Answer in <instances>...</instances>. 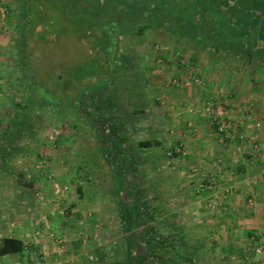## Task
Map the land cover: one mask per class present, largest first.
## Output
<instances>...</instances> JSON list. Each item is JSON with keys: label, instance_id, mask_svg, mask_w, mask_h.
<instances>
[{"label": "crops", "instance_id": "1", "mask_svg": "<svg viewBox=\"0 0 264 264\" xmlns=\"http://www.w3.org/2000/svg\"><path fill=\"white\" fill-rule=\"evenodd\" d=\"M6 30L0 18V101L10 89L5 65L12 38ZM159 31L164 33L161 35V48H157L160 54L156 53L154 45L142 43L149 67L151 103L148 112L153 125L161 122V127L171 137L170 146H167L157 135L153 136L162 141V146L158 147L164 150L162 156H173V151L177 153L172 157L175 158L173 165L170 166L169 162L168 166L163 164L161 174L165 178L166 189L174 182L180 190L183 185L184 198L191 196L186 207L191 210V216L183 214L184 219H180L178 213L172 211L173 207L156 195L147 205L149 222L158 221L167 229L176 228L174 236L184 237L185 242L189 229L181 225L186 224L195 232L193 241L206 242L200 241V246L191 243H186L183 248L180 246L179 264H264V124L258 134V153L249 146L250 135L256 131L254 122L262 118L264 123V64L211 59L200 53L193 41L187 43V37L183 38L185 41L180 38L181 35L185 37L184 31L180 30L179 36L167 30ZM230 64L242 67L241 73H238L242 74V81H239L242 84L238 82L223 87L224 81L233 80L235 76L221 71L222 67ZM193 74H197L200 83L186 84ZM175 79L179 81L178 85L173 83ZM210 98L216 105L224 103L232 118L244 119L242 129L247 134L246 140L223 139L216 132L202 111L204 102ZM249 112L257 118H249ZM131 150L116 148L113 156L115 164L120 166V180L127 181L128 191L131 192L129 197L126 195L125 202L122 199V204L131 202L132 198L136 202V195L133 194L137 186L132 187L130 183H135L137 170L142 167ZM146 170L149 176H153L159 169L148 166ZM201 184L204 188L199 190ZM153 186L151 183L149 188H145L147 195L165 191V188ZM122 187L119 188L125 191ZM249 198L254 199L253 206L248 205ZM12 204L11 211L17 209L19 212L16 217L9 216V205L0 206V223L6 224L2 237L22 239L26 248L21 255L4 258L1 264H172L167 254L149 263V249L145 252L147 258L143 259L136 244L132 248L122 247L120 232L117 238L109 239L111 243L102 242L103 234L90 225L88 217L92 211L95 215L102 213L99 202L82 200L63 204L56 200H35L31 205H25L24 201ZM59 207L64 208L65 215L59 214ZM155 207L162 211L154 215ZM21 208H27L28 213L24 215L25 211ZM119 215L121 218V212ZM16 218L18 221L25 220L26 224H15L13 220ZM73 223L74 226H71ZM120 224L121 219L119 228ZM170 224L172 228H169ZM203 226L205 229L202 231ZM52 234L55 235L53 238ZM248 246L250 250H247ZM257 247L263 248L262 253L253 251ZM207 249L210 250L206 252ZM169 254L174 258L173 253ZM202 256L207 258L201 260Z\"/></svg>", "mask_w": 264, "mask_h": 264}, {"label": "rangeland", "instance_id": "2", "mask_svg": "<svg viewBox=\"0 0 264 264\" xmlns=\"http://www.w3.org/2000/svg\"><path fill=\"white\" fill-rule=\"evenodd\" d=\"M21 1L22 0H0V6L8 11L3 22L7 27V33L10 32L12 38V45L6 52L7 62L5 65V73H7L6 75H9L10 79V89L6 90L7 92L5 93L7 95L2 101H0V110H2L3 114L1 117L0 128L7 122L12 102L17 101L27 103L30 95L35 93L33 89L34 87L31 88L27 84L28 82L25 80V76H30L35 84H41L43 87H46L47 90L52 91L51 87L55 86L54 80L57 76H62L63 69L68 73L67 77H69L70 80L76 78L77 75H84L85 70L87 73H90L88 72L90 69L94 70L92 62L95 61L94 58L96 57L98 40L96 37L92 36V31H90L86 20L93 18L94 14L98 17L97 21L99 22V26L98 28H93V30H96V36L98 35V37H101L103 35L101 29H99L101 24L107 26L109 21L107 22L106 20L114 17V12L109 9H98L93 11L94 13H88L87 11H89V9H86V7L80 8L77 0H32L31 20H23L21 19ZM92 2H94V4H113L112 0H95ZM78 12L82 14L86 13L84 16L85 19H83L82 16L80 17ZM151 22L158 23L155 17ZM165 23L167 24V22ZM190 24L186 23L183 27L182 31H184L185 37L181 35L180 38L182 40H184L183 38H186L187 33L192 31L193 26ZM174 27H176V23L170 24L168 28L171 29ZM161 35H164L162 31L154 30L153 32H148L143 35L141 38L137 35L135 37L129 36L128 39L124 37L123 40L125 39L128 42L129 40L138 41L139 38L141 41L143 40L144 43L149 42L151 45H154L153 47L156 50V53H158L159 50L157 48L158 46L161 48L162 45ZM186 42H190V37H188ZM137 48L140 53L144 54V47H142V45H137ZM21 51H23V53ZM22 61H25V65L20 66L19 63ZM79 64H82V67ZM25 66L27 67L26 69ZM241 70L242 67L237 64H230L224 66V68L222 67L221 71L231 72L235 75L232 78L233 80L225 79L226 81L223 82L222 86H233L239 81L241 82L242 74H238L241 73ZM240 82L239 85L242 84ZM71 83L73 84V82ZM43 93L46 96V100L52 101L53 95L45 92ZM34 95L38 99L37 94ZM33 107L34 109H30L29 112L36 115L37 118L39 116L42 117L46 128L42 131H38L37 135L35 134L36 137L33 136L34 138H37L36 141L30 136H25L21 143L24 152L8 159L5 166H0V206L9 205V216L16 217L19 214L17 209H12L11 211L10 207L13 205L12 203H15L16 201H24L25 205H28V203L31 205L35 200L53 201L58 199L61 203L63 202V204L67 201H95L102 205L103 210L100 215H95L94 211L90 212L88 214V217L91 219L89 222L94 229L98 230V233L103 234L101 237L103 239L102 242L105 244L111 243L109 239L117 238V234L120 232L122 235L121 246L125 247L128 238L134 240L137 239L138 236H144L147 229H156L161 232L165 238L170 236L171 241H174V244L177 243L176 247L181 246L182 248L186 243L188 245L191 243L192 245L200 246L201 240L193 241L195 232L186 224L181 225L182 228L189 229L185 242L183 239L184 237L181 238V236L178 235L174 236L176 228L174 230L167 229L166 226L161 225L158 221L155 223L149 222L150 211L147 205L148 202L152 200V197H155L156 195L158 199L166 200L168 204L173 207L172 211L178 213L180 219H184L183 214L191 216V210L189 211L186 208L191 196L184 198L185 193H182V189H184L183 185L180 190L175 186V182L170 183L171 186L166 189L165 178H163L164 176L161 174L163 173V164L168 166L167 163L169 162L171 166L173 165L172 162H174L175 158L173 159V156H162V151H164L162 148H135L138 141L152 138L154 135H157L167 146H170L169 139L171 137H168L166 129L161 127V122L155 123V126L153 125L154 122L152 123L153 120L149 115L150 112H148V118L138 125L137 132L133 135L131 142L138 163L142 164V167L137 170V175L134 178L136 179L135 183H130L132 187H134V185L137 186L135 187L136 190L134 189L133 195H136L139 222L137 223V226L133 227L129 222L127 212H123L124 220L120 218V209L115 202L116 195L118 194L113 192V190L116 191L113 187L115 180L113 179L110 170L103 168L102 165L101 167L98 166L99 168H96L93 159H89V163H91L90 160H93L95 166L93 167L95 169L93 176L90 174L82 177L83 175L78 170L79 165L83 166V162H87V160L83 159V153L88 152L91 154V152L97 150L94 157L97 159L100 158L96 136L89 134L90 129L85 127L83 123L76 121L74 116H71V119L72 121L77 122L79 126L78 130L69 127L68 124H64L63 122L54 121V106H45L42 110H40V108L38 109L36 104ZM249 115V118L252 119L256 117L254 114H251V112H249ZM256 121L261 123V126L258 129L254 126L256 132L260 134V131L263 129V119L257 118ZM153 160L156 164H153L154 162L150 163ZM148 166H154L159 170L155 171L153 176H149V172L146 170ZM82 168L85 169V166ZM18 171L25 172L26 174L23 180H33L35 183L34 187L29 188L24 184L19 185L16 177ZM114 171L116 172L117 178H119L121 175L119 167ZM171 171H177V169ZM147 172L148 175H146ZM176 173L174 174L176 175ZM175 175H172V177ZM90 177L92 180L88 179ZM151 183L154 185L153 188H165V191L161 190L154 192L152 193V196L147 195L148 193L145 188H149ZM56 184L64 191L58 196L55 194ZM119 187L120 186L117 185V192L120 193L121 196H124L123 200L125 202L127 196L125 191H122ZM122 205L125 207L126 204ZM63 209L64 208L62 207L58 208L59 214H66ZM19 210L20 208L18 211ZM21 210L25 211L24 215L28 213L27 208H21ZM13 212L14 214H12ZM4 215L7 216V213ZM120 219L121 226L119 228ZM13 221L15 224L18 222L22 225L26 224L23 222L25 220L18 221L17 218ZM74 224L75 223L71 224V226H74ZM76 227L78 228V225H76ZM5 228L6 224L0 223V237L4 234L3 230ZM204 229L205 226L201 227L202 231ZM68 237L70 236L68 235ZM197 237L200 238V236ZM178 238L181 239L178 240ZM67 240L71 242V240ZM201 242L206 244L205 241ZM209 250L210 249H207L206 252ZM204 258L207 257L202 256L200 259L203 260Z\"/></svg>", "mask_w": 264, "mask_h": 264}, {"label": "trees", "instance_id": "3", "mask_svg": "<svg viewBox=\"0 0 264 264\" xmlns=\"http://www.w3.org/2000/svg\"><path fill=\"white\" fill-rule=\"evenodd\" d=\"M32 0H22L21 16L23 20H31L32 16ZM82 0H77L79 7H85ZM25 6V8H24ZM86 14V13H85ZM85 14L79 13L78 15L84 18ZM88 15V14H87ZM91 15V14H90ZM89 16V15H88ZM158 23H153L160 28H167L174 36H179L180 28L183 29L185 24L191 23L192 31L187 33L186 37H190V41H195V23L192 17L183 18L180 16H154ZM153 17V18H154ZM98 17L94 14L93 18L87 19L86 22L89 25L90 31L93 37L98 40V46L96 48V59L91 61L94 67L90 69V73L85 70L84 75H77L76 78L70 80L67 77L65 69H63L62 76L55 78V86L51 87L52 91L47 90L41 84H35L31 77L25 76L27 84L34 89V92L28 98L27 103L12 102L11 111L8 114L7 122L4 127L0 128V166L6 165L8 159L24 152L21 145L25 136L32 137L33 140H37L35 134L38 131H42L46 128L44 125V119L38 117L29 112L30 109H34L36 104L40 110L45 106H54V121L63 122L68 124L69 127L79 129L77 122L72 121L71 116H74L76 121L83 123V125L89 128V134L95 135L98 142V153L100 158H95L94 154L97 152L83 153V159L87 162H83L85 169L82 165H79L78 170L84 177L95 173V169L101 165L103 168L110 170L113 175L114 189L116 194V204L119 206V212H121V218H123V212H127L130 224L135 227L139 222V216L137 211V201L132 198L131 202H126L122 205V197L117 192V185L123 186L125 194L129 197L131 192L128 191L127 181L117 178L116 168L120 167L115 164L113 155L116 148L129 149L132 148V153H135L132 146V137L137 132L138 125L148 118V109L151 103L149 97V67L147 65V59L143 53L138 51L137 45L144 43V41L138 38V41L129 40L126 41L123 38H129L139 36L140 38L146 34L145 28H138L136 31L133 29H124L119 31L118 24H114L110 19L107 26L101 24L100 28L101 37L96 36V30L99 22ZM129 18V17H126ZM95 20V21H94ZM168 20V21H165ZM90 21V22H89ZM167 22V24L165 23ZM184 22V24H183ZM176 23V27L168 28L170 24ZM20 24V23H19ZM135 31V32H133ZM120 35H122L120 37ZM187 37V38H188ZM233 51L242 50L239 43L231 45ZM22 48V47H21ZM23 53V51H21ZM25 61L20 62L21 65H25ZM84 64V63H82ZM82 64H79L82 67ZM27 67L25 66V69ZM73 82V84L71 83ZM72 86V87H71ZM53 95L52 101L46 100L44 93ZM34 94H37L38 99ZM34 104V105H33ZM37 109V110H38ZM0 117V123H1ZM1 125V124H0ZM45 126V127H44ZM34 136V137H33ZM162 141L157 138H148L140 140L136 143L135 148H156L161 147ZM173 156H177V153L173 151ZM95 162V166L93 160ZM105 166V167H104ZM98 167V168H99ZM139 167V166H138ZM139 169V168H138ZM16 177L19 185L24 184L27 187H34V181H24L25 172L18 171ZM92 180V178H88ZM24 182V183H23ZM80 190V188H79ZM119 196V197H118ZM122 197V198H121ZM154 215L162 211L160 208H153ZM153 215V214H152ZM153 215V216H154ZM154 218V217H153ZM131 226V227H132ZM169 228H172V225ZM147 234V235H146ZM144 236H138L137 239H129L125 244L126 248L134 247L136 244L140 255L143 259H146V249L149 251L148 257L149 263L151 260H158L163 257V254H167L171 257L172 264H179L178 256L179 247L177 243L171 241L170 236L164 237L158 230H148ZM124 247V248H125ZM26 248V243L19 238L4 236L0 237V264L4 258H8L13 254L21 255ZM183 248V246H182ZM181 249V248H180ZM181 251V250H180ZM169 253L174 254V258Z\"/></svg>", "mask_w": 264, "mask_h": 264}, {"label": "flooded vegetation", "instance_id": "4", "mask_svg": "<svg viewBox=\"0 0 264 264\" xmlns=\"http://www.w3.org/2000/svg\"><path fill=\"white\" fill-rule=\"evenodd\" d=\"M82 1L88 13L112 10L111 21L120 26L119 31L145 28L146 34L151 30L170 32L153 24V17H192L196 32L193 42L206 57L264 64V0H112L113 4ZM234 43H239L242 50L233 51Z\"/></svg>", "mask_w": 264, "mask_h": 264}, {"label": "built area", "instance_id": "5", "mask_svg": "<svg viewBox=\"0 0 264 264\" xmlns=\"http://www.w3.org/2000/svg\"><path fill=\"white\" fill-rule=\"evenodd\" d=\"M8 14V11L0 6V18L4 21L6 16ZM174 84L178 85L179 81L175 79L173 81ZM191 84V83H200V79L197 76V74H193L190 78L189 81L186 82V84ZM203 113L206 114V116L209 118L210 124L214 127L216 132L223 138V139H240V140H246L247 134L244 132L242 129V125L244 123V119H239V118H232L229 115V109L226 108L224 103L216 105L215 102L213 101L212 98L207 99L204 102ZM254 126L258 129L261 126V123L258 121H255ZM57 134V132H56ZM249 146L252 149V151L258 153L259 151V145H258V133L255 131V133L250 135L249 138ZM247 182L245 181V184ZM199 190H202L204 187L203 185H199ZM61 192H64L60 186L57 184L55 185V194L58 196ZM56 202H59L58 199H55ZM248 205L253 206L254 205V199L249 198L248 199ZM54 234L51 235L53 238ZM63 243V242H62ZM60 247L63 250V245L60 243ZM251 247L248 246L247 250H250ZM253 251H255L257 254L262 253L263 248L262 247H257ZM57 264H60L59 262Z\"/></svg>", "mask_w": 264, "mask_h": 264}]
</instances>
